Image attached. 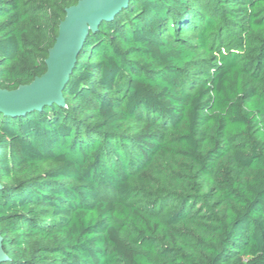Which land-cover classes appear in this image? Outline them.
I'll list each match as a JSON object with an SVG mask.
<instances>
[{
  "label": "trees",
  "instance_id": "trees-1",
  "mask_svg": "<svg viewBox=\"0 0 264 264\" xmlns=\"http://www.w3.org/2000/svg\"><path fill=\"white\" fill-rule=\"evenodd\" d=\"M79 0H0V87ZM66 106L0 113L3 264H264V0H131Z\"/></svg>",
  "mask_w": 264,
  "mask_h": 264
},
{
  "label": "water",
  "instance_id": "water-1",
  "mask_svg": "<svg viewBox=\"0 0 264 264\" xmlns=\"http://www.w3.org/2000/svg\"><path fill=\"white\" fill-rule=\"evenodd\" d=\"M130 1L79 0L66 8L65 17L58 24L55 41L44 59L46 70L15 89L0 87V113L8 117H22L41 111L46 106L65 107L63 92L87 37L96 32L101 23L113 20L128 7ZM8 260L0 233V264Z\"/></svg>",
  "mask_w": 264,
  "mask_h": 264
}]
</instances>
